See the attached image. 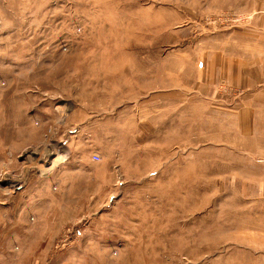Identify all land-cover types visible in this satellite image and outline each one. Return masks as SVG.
<instances>
[{"label":"rangeland","instance_id":"1","mask_svg":"<svg viewBox=\"0 0 264 264\" xmlns=\"http://www.w3.org/2000/svg\"><path fill=\"white\" fill-rule=\"evenodd\" d=\"M0 264H264V0H0Z\"/></svg>","mask_w":264,"mask_h":264},{"label":"built area","instance_id":"2","mask_svg":"<svg viewBox=\"0 0 264 264\" xmlns=\"http://www.w3.org/2000/svg\"><path fill=\"white\" fill-rule=\"evenodd\" d=\"M95 161H99L100 160V157L99 156H95Z\"/></svg>","mask_w":264,"mask_h":264},{"label":"bare ground","instance_id":"3","mask_svg":"<svg viewBox=\"0 0 264 264\" xmlns=\"http://www.w3.org/2000/svg\"><path fill=\"white\" fill-rule=\"evenodd\" d=\"M61 159H65V156L64 157H60V160ZM54 163L56 164V163H58V161H55Z\"/></svg>","mask_w":264,"mask_h":264}]
</instances>
